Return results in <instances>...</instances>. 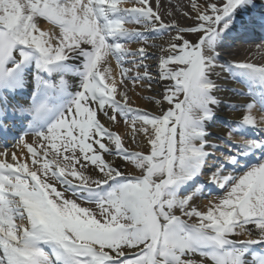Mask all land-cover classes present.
I'll use <instances>...</instances> for the list:
<instances>
[{
  "label": "snow or ice",
  "instance_id": "6c2138e0",
  "mask_svg": "<svg viewBox=\"0 0 264 264\" xmlns=\"http://www.w3.org/2000/svg\"><path fill=\"white\" fill-rule=\"evenodd\" d=\"M183 15L193 23L165 24L151 0H0V133L23 132L0 150V264H264V65L219 51L264 32V0H190ZM128 81L163 85L151 109L132 106ZM229 81L250 102L222 101ZM222 103L239 119L213 140ZM212 185L222 195L196 205Z\"/></svg>",
  "mask_w": 264,
  "mask_h": 264
},
{
  "label": "bare ground",
  "instance_id": "6f19581e",
  "mask_svg": "<svg viewBox=\"0 0 264 264\" xmlns=\"http://www.w3.org/2000/svg\"><path fill=\"white\" fill-rule=\"evenodd\" d=\"M152 7L155 11L158 12V14L161 16V19L164 20L166 23H172L173 21H176L178 24H183V22L192 24L193 21L186 18L183 14L190 11V0H151ZM43 28L48 29L49 26L47 24L41 25ZM128 27H134L133 25H128ZM166 33V32H163ZM162 33V34H163ZM161 34V35H162ZM173 35V33L169 32L168 35L164 37H155L151 38L154 40L155 43L161 44L168 40L169 36ZM232 40V38L230 37ZM254 42V41H253ZM231 45L233 43H230ZM230 44H228V41H226V46L222 49H220V55L223 57H229L232 60L236 59L235 57H240L242 53L244 52L241 49H233L231 48ZM251 46L247 50L251 57L255 55L256 61H264V46L262 47L258 43H249ZM230 45V46H229ZM140 46L138 42H132L128 45V47L132 49H136ZM150 52H154L156 50L150 49ZM158 54V53H157ZM131 59V58H129ZM150 64H154V61H148ZM112 69L113 75L116 77L117 81H119L118 78V71L115 68V65L110 62L108 65ZM126 67H128L127 64H125ZM139 71H143V69H139ZM153 72L155 74V70L153 69ZM213 80H216L215 74H212L211 77ZM128 95L129 100L132 103L133 107H141V108H152L153 105L150 104V102L147 99H144L146 96H155L156 92L161 90L163 85L159 84H153V91L149 92L146 88H142L140 84H130L128 83ZM228 86L231 89H235L236 91H229L227 93L220 92L217 93V95L221 98L222 101H227L228 103L233 104H241L244 102H250L251 98L247 95V90L244 85H242L239 82L235 81H229ZM239 91H244L245 95L240 96L237 94ZM239 113L240 109H237L236 111H233L230 107H228L227 103H222V105L217 109V118L214 121L209 122L207 126V130L212 133V139L216 140L217 136H223L226 137L227 132L230 130L231 127L235 126V121L239 119ZM257 114V117H259V113ZM116 130L124 134L125 132V126L124 124L121 126H118ZM253 134H255L254 131H252ZM29 140H31V136L28 137ZM7 144H11L10 147H8L10 150L13 148L12 145H14L15 141H9V139L6 142ZM135 147V146H133ZM4 148H1L0 150H3ZM19 154V153H18ZM205 179V177H203ZM215 187L214 185H212ZM214 200V198H208L207 200H195V204L200 206L201 208H204L209 201ZM237 238H246V237H237Z\"/></svg>",
  "mask_w": 264,
  "mask_h": 264
},
{
  "label": "rangeland",
  "instance_id": "374dc122",
  "mask_svg": "<svg viewBox=\"0 0 264 264\" xmlns=\"http://www.w3.org/2000/svg\"><path fill=\"white\" fill-rule=\"evenodd\" d=\"M181 25H188V23H185V22H183V24H181ZM250 48V47H249ZM242 56H245V57H248V58H252V57H250L249 55H247V52H245ZM255 57V56H254ZM235 58H237V57H235ZM255 62H257V61H255ZM122 123V122H121Z\"/></svg>",
  "mask_w": 264,
  "mask_h": 264
}]
</instances>
